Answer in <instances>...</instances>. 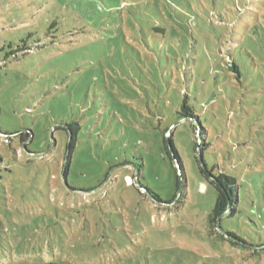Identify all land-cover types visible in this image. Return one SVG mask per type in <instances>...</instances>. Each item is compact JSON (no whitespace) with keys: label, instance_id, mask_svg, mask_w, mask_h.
<instances>
[{"label":"rangeland","instance_id":"1","mask_svg":"<svg viewBox=\"0 0 264 264\" xmlns=\"http://www.w3.org/2000/svg\"><path fill=\"white\" fill-rule=\"evenodd\" d=\"M250 1L0 0V264H264ZM222 174L239 202L220 228L208 177Z\"/></svg>","mask_w":264,"mask_h":264},{"label":"trees","instance_id":"2","mask_svg":"<svg viewBox=\"0 0 264 264\" xmlns=\"http://www.w3.org/2000/svg\"><path fill=\"white\" fill-rule=\"evenodd\" d=\"M256 1V10H252L253 6L251 5L252 2ZM250 1V4L246 8H241L240 5H238V9L240 12H245L246 9H250L252 12H254V21L255 24L252 25L250 28V36L248 38V41L252 43V46H258L261 49H264V0H252ZM161 29V28H160ZM163 30V29H161ZM163 33V32H162ZM166 33V32H165ZM165 35V34H163ZM224 58V65L225 69L228 70L227 74H230L232 76H236L238 78H241L243 75L242 69L238 63V59L235 54L232 53V46L230 45L228 47V54ZM202 108L205 109L206 107L202 105ZM179 113L181 114V119L182 118H188L191 119L192 121L196 122L198 125H201V115H198L197 112L194 110L192 105L189 104L187 99H184V101L181 103V107L179 110ZM203 127L202 129H196V133L198 134V147L201 148L204 140L202 138L203 136ZM31 133H24L22 134L23 139L22 141H28L30 138ZM71 135V136H70ZM68 135V151H69V158H67V166H66V171H65V176L68 172V167H69V161H70V156L72 151L75 148L76 145V135L75 133H72ZM26 137V138H25ZM166 142H167V149L168 152L173 154L174 159L177 161V164H180L179 169L182 170V162L180 155L175 147V144L173 140L171 139L170 136L166 137ZM201 151V150H200ZM199 151V152H200ZM199 159L201 163V169L203 172H205V163L203 161V157L201 155V152L199 154ZM141 160V159H140ZM136 169L138 170V173L140 175V172H142V168L144 164L142 163H135L134 165ZM128 168V167H127ZM134 168V167H133ZM132 167H129V170L133 169ZM182 175H184L182 173ZM208 180L216 187L217 192H218V197H217V202L216 206L213 209L212 213L210 214V221L213 227L219 226L222 228V221L224 218L227 216H232L236 213L237 211V206H238V192H237V182L234 178L222 174L221 177L219 178H211L208 177ZM42 264H61V263H56V262H46Z\"/></svg>","mask_w":264,"mask_h":264},{"label":"water","instance_id":"3","mask_svg":"<svg viewBox=\"0 0 264 264\" xmlns=\"http://www.w3.org/2000/svg\"><path fill=\"white\" fill-rule=\"evenodd\" d=\"M157 31H158V32H164V30H161V29H157ZM178 168H179V166H178ZM179 170H180V169H179ZM128 179H129L130 181H132L131 178H128Z\"/></svg>","mask_w":264,"mask_h":264}]
</instances>
